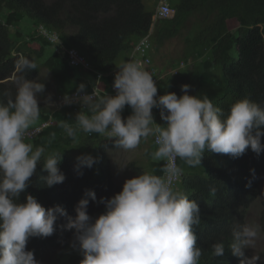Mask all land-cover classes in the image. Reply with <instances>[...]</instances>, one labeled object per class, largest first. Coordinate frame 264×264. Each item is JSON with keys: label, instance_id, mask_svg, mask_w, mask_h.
Returning <instances> with one entry per match:
<instances>
[{"label": "trees", "instance_id": "1", "mask_svg": "<svg viewBox=\"0 0 264 264\" xmlns=\"http://www.w3.org/2000/svg\"><path fill=\"white\" fill-rule=\"evenodd\" d=\"M147 1L152 5L144 0H0V101L5 100V92L15 95L19 75L15 63L21 55L37 65L24 74L27 79L42 82L38 78L40 69H47L60 102L81 82L88 93L96 87L99 95H110L113 77L109 71L124 63L137 40L148 35L151 47L146 56L149 54L151 65L156 66L157 95L174 92L179 97L181 85L187 84L188 94L206 95L223 116L236 101L245 98L264 108V0H169L168 16L156 19H152L155 0ZM24 18L32 20V27L24 25ZM190 19L195 20L194 27L183 36L182 53L172 62L166 60L160 69L152 54L157 52L163 58L164 47L182 35ZM39 27L56 33L60 45L43 37ZM72 47L86 58L89 68L69 63L64 49ZM48 48L51 54L40 62ZM38 103L39 118L32 126L48 124L35 136H27L26 142L34 149L43 147L45 153L17 202L23 203L26 195H32L45 209L61 206L67 216L58 215L51 236L30 237L26 250L35 256L65 248L66 257L57 264H80L83 257L74 230L64 225L68 217H75V206L85 190L95 192L96 201L89 198L87 206L88 214L95 219L105 211L102 197H112L126 179L139 174L162 177L166 161L152 155L157 150L154 136L141 138L140 146L145 145L142 159L129 160L127 177L116 183L109 158V151L118 149L113 141L82 130L69 137L60 127L61 122L76 127V114L88 110L79 103H59L56 108ZM131 113L126 105L121 117ZM152 115L155 123H166L159 109L154 107ZM261 132L264 144V126ZM57 152H61L58 167L65 179L48 187L42 178L47 175L43 162L47 155ZM84 154L95 157L97 163L92 168H82L81 175L74 165L76 158ZM177 164L182 174L174 190L195 200L200 211V222L193 226L196 244L202 250L198 264H240L242 257L233 255L229 247L233 242L231 230L233 226L246 225L249 207L260 198L259 226L264 232V150L256 154L248 148L238 157L206 150L201 165L190 167L179 157ZM212 187L216 189L215 196L210 195ZM220 241L225 244L224 253L214 256L212 245Z\"/></svg>", "mask_w": 264, "mask_h": 264}, {"label": "clouds", "instance_id": "2", "mask_svg": "<svg viewBox=\"0 0 264 264\" xmlns=\"http://www.w3.org/2000/svg\"><path fill=\"white\" fill-rule=\"evenodd\" d=\"M64 51L67 54V49ZM118 67L114 77L111 74L115 95L88 93L83 82L74 93L63 95L61 104L79 103L88 111L76 114V127L64 122L60 127L69 137H75L77 130L95 132L126 151L137 148L141 138L154 136L157 150L152 155L167 162L162 169L164 176L143 173L126 179L118 193L101 198L105 211L95 219L87 212L89 198L97 199L95 192L85 190L75 206V217H68L64 227L74 230L83 257L80 264H198L202 250L196 244L193 226L200 222V211L195 200L174 190V181L182 174L175 159L195 167L201 165L206 150L238 157L250 148L259 154L264 150L260 140L264 108L245 98L223 116L206 95L188 94L187 84L181 85L179 97L174 92L157 95L154 79L139 63L129 61ZM36 68L33 61L19 56L15 95L5 92V100L0 101V264H39L34 253L26 250L28 239L51 236L58 215L67 216L61 206L45 209L32 195H26L23 203L17 202L45 153L43 147L34 149L26 142L30 127L39 118L38 97L45 90L43 82L24 75ZM45 101L53 103L50 97ZM126 105L132 113L122 119ZM154 107L164 125L154 122ZM61 159V152L45 157L42 167L47 175L42 178L46 186L64 181L58 167ZM76 161L74 168L81 175L82 168L97 163L90 154L78 156ZM209 192L215 196L216 189ZM231 232L229 247L233 255L242 257L240 264H256L260 253L247 257L244 249L255 247L260 226L236 225ZM224 248L222 241L216 242L212 254L221 256Z\"/></svg>", "mask_w": 264, "mask_h": 264}, {"label": "rangeland", "instance_id": "3", "mask_svg": "<svg viewBox=\"0 0 264 264\" xmlns=\"http://www.w3.org/2000/svg\"><path fill=\"white\" fill-rule=\"evenodd\" d=\"M47 1H50V0H47ZM147 2L152 5V1L144 0L145 4ZM151 8H153V7H151ZM155 8H156V5L154 6L153 10H155ZM194 22H195L194 19L188 20L186 23V28L183 30L182 35L173 39L172 43H169L168 45H166L164 47V57L163 58L157 52L152 54L153 55V57H152L153 62H155L160 69L162 68L161 66L167 64L166 60H170L169 62H172L177 58L179 53L180 54L182 53V49L184 46L183 36L185 34H188V33L193 31ZM23 23H24V25H26L28 27H32L31 26L32 20L29 18H24ZM72 48L76 49L75 47H72ZM131 52H132V50H131ZM131 52H130L128 58L125 60V62H129V61L132 62ZM153 52H154V50H153ZM49 54H51L50 48H48L46 50V53H45L44 57L40 60V62H42L44 60L45 56L47 57ZM69 54H70L71 59L75 63H82V62H80V59L78 58L76 53L69 52ZM82 64H85V63H82ZM155 68H156V66H155ZM164 70H166V68H164ZM111 72H112V70H110L108 74L111 75ZM46 74H47V79H45ZM38 78H40L42 80V82L45 84V90L43 93H41L39 95L38 101H42L43 104H45L47 107H50V108L51 107L52 108L59 107L60 101L58 100L57 95L54 92V82L50 78L49 72L47 71L46 68L42 67L40 69ZM47 97H50V99L53 103L46 102L45 98H47ZM144 147H145V145L140 146V144H139V146L133 150L126 151V150L118 148V149H114V150L109 151V158H110V161L112 163V171H113L114 180L116 183L121 182L122 180H124L127 177L128 171L126 170V163L129 160H132V159L141 160L142 159ZM123 166H125V167L123 169H121L120 167H123ZM261 185H262V188L264 189V179L262 180ZM260 211H261V198L255 200L251 204V206L249 207V209L247 211L246 225H252V226L259 225ZM253 252L260 253V258H259V260L256 261V264H264V232L261 230V228H260L259 236H258L256 243H255V247L253 249H244V254L247 257H250L253 254ZM66 253H67V250L65 248L49 249V250H46L45 252H43L42 254L35 255L34 258L39 262V264H57L60 260H64V258L66 257Z\"/></svg>", "mask_w": 264, "mask_h": 264}, {"label": "built area", "instance_id": "4", "mask_svg": "<svg viewBox=\"0 0 264 264\" xmlns=\"http://www.w3.org/2000/svg\"><path fill=\"white\" fill-rule=\"evenodd\" d=\"M156 3V8L155 10H153L152 13V19H156V18H160V17H167L169 12H170V2L169 0H155ZM39 33L45 37L47 40H49L51 43L53 44H58L60 42L59 37L56 33L54 32H48L45 28L43 27H39ZM151 47V43L149 41V37L148 35L139 38L134 46V48L132 49V62H137L139 63L143 70L148 72L152 78L154 79V82H156L158 74L156 71V68L153 67L151 65L150 62V58H149V54L147 55V51L149 52ZM69 52H74L77 54L78 58L80 59V62L85 63H75L71 57ZM67 55L69 57V61L71 63V65L73 66H83V67H88L89 64L86 61V59L84 58V56L82 54H80L76 49L74 48H70L67 49ZM84 59V60H83ZM119 68V67H118ZM118 68H115L112 70L111 74L114 77L115 72L118 70ZM113 83L111 84V89L109 94L111 93L112 95H115V89L113 88ZM99 89L95 88V92H98ZM48 124V122H42L38 125L35 126H31L29 129V133H28V137H33L35 136L38 132H40V130L46 126ZM167 163V162H166ZM175 164L178 166L177 164V158L175 159ZM164 176V174H163ZM180 177L174 181L173 187L177 184V182L179 181Z\"/></svg>", "mask_w": 264, "mask_h": 264}]
</instances>
